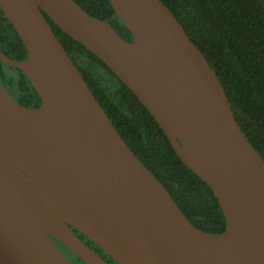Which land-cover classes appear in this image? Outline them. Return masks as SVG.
<instances>
[{
	"label": "water",
	"instance_id": "1",
	"mask_svg": "<svg viewBox=\"0 0 264 264\" xmlns=\"http://www.w3.org/2000/svg\"><path fill=\"white\" fill-rule=\"evenodd\" d=\"M131 31L75 0H0L41 98L21 104L0 80V264H264V157L242 130L220 77L162 0H108ZM48 17L135 93L224 212L195 226L123 139Z\"/></svg>",
	"mask_w": 264,
	"mask_h": 264
},
{
	"label": "trees",
	"instance_id": "2",
	"mask_svg": "<svg viewBox=\"0 0 264 264\" xmlns=\"http://www.w3.org/2000/svg\"><path fill=\"white\" fill-rule=\"evenodd\" d=\"M75 1L92 16L109 19L124 39L133 40L128 27L114 16L108 0ZM162 1L206 55L242 130L264 157V0ZM48 20L123 139L162 181L190 221L205 231L223 232L226 219L212 189L180 159L135 93L104 61ZM0 47L14 59L27 56L22 39L1 7ZM17 70L12 72L0 61V74L14 97L25 106H39L41 98L36 89L27 75Z\"/></svg>",
	"mask_w": 264,
	"mask_h": 264
},
{
	"label": "flooded vegetation",
	"instance_id": "3",
	"mask_svg": "<svg viewBox=\"0 0 264 264\" xmlns=\"http://www.w3.org/2000/svg\"><path fill=\"white\" fill-rule=\"evenodd\" d=\"M1 48V47H0ZM7 65V64H5ZM9 66V65H8ZM11 67V71L14 73H18V70L14 71V67ZM6 68V67H5ZM4 68V69H5ZM7 69V68H6ZM0 80L2 81V83L4 84V86L6 87V89L9 91V93L14 97L13 93H12V89L11 87L8 85V82L6 79H2V75L0 74ZM15 98V97H14ZM75 232L79 235V237L86 242L89 246H91L92 248H94L97 252H99L105 259H107L111 264H113V262L111 261V259H109L108 256H106L101 250H99L98 246L96 244H94L93 242L89 241L85 236H83L81 233H79L78 231L75 230ZM54 242L57 244V246L60 248V250L74 263V264H85V262L80 259L78 256H76L65 244H63L62 242L58 241L57 239H55L53 237Z\"/></svg>",
	"mask_w": 264,
	"mask_h": 264
},
{
	"label": "rangeland",
	"instance_id": "4",
	"mask_svg": "<svg viewBox=\"0 0 264 264\" xmlns=\"http://www.w3.org/2000/svg\"><path fill=\"white\" fill-rule=\"evenodd\" d=\"M16 69H14V71H15Z\"/></svg>",
	"mask_w": 264,
	"mask_h": 264
}]
</instances>
